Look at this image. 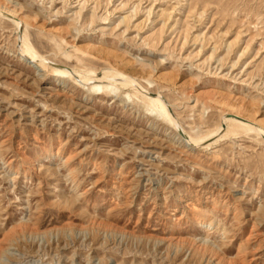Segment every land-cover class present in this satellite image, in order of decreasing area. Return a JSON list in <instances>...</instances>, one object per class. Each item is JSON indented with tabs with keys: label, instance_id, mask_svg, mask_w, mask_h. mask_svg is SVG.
Masks as SVG:
<instances>
[{
	"label": "rangeland",
	"instance_id": "rangeland-1",
	"mask_svg": "<svg viewBox=\"0 0 264 264\" xmlns=\"http://www.w3.org/2000/svg\"><path fill=\"white\" fill-rule=\"evenodd\" d=\"M0 7V264H264V0Z\"/></svg>",
	"mask_w": 264,
	"mask_h": 264
},
{
	"label": "bare ground",
	"instance_id": "bare-ground-1",
	"mask_svg": "<svg viewBox=\"0 0 264 264\" xmlns=\"http://www.w3.org/2000/svg\"><path fill=\"white\" fill-rule=\"evenodd\" d=\"M0 17L2 18H8L10 19L15 25L16 27H19L20 24L18 22V19H16V16L14 15V12L9 10L8 8L6 7H0ZM21 50L23 52V54L25 56H27L30 60H36L38 61V63H43V64H47V61H45L41 56H39L34 50L33 48L27 44L25 42L24 39H22V44H21ZM49 63V62H48ZM41 65V64H40ZM56 72L58 74H61V75H66V74H71L70 71L67 69V68H57ZM74 74L76 73L75 76L79 77L83 82L84 81H89L90 78L85 76V75H82L81 73H78V72H73ZM108 80H112V83H114L116 86H120L122 88L124 87H127L129 85L131 86H134L136 84V82L130 78V77H127V76H121L119 78H107ZM103 80V79H102ZM138 84V83H137ZM139 87H141L139 84H138ZM138 88V87H136ZM141 89V88H140ZM152 98V97H151ZM152 101L154 103V106L155 108H159L160 112L165 116L167 117V120L168 122H172V119L170 118L169 114H168V110H167V106L166 104L164 103V101L162 100L161 97H156V98H152ZM166 119V118H165ZM231 120V118L229 117V115H225L223 117V122L226 123L227 121ZM173 123V122H172ZM176 123V122H175ZM239 124L243 125V126H246V127H249L250 129L256 131L257 133H259V135H264V129L261 128V127H254L252 125V123H249V122H246V121H238ZM175 125V124H174ZM175 127H178L177 125H175ZM221 128V126H219L212 135L216 134V132L219 131V129ZM178 130V129H177ZM181 136L179 135L178 139H180ZM190 140V139H189ZM205 139L203 138V141ZM201 141V140H200ZM190 142L192 143H198L196 140H190ZM194 144V145H195ZM199 222L202 223L203 225H207V226H212L213 224V219L212 218H204V217H199L198 218ZM202 240V244L205 243L204 239H201Z\"/></svg>",
	"mask_w": 264,
	"mask_h": 264
}]
</instances>
